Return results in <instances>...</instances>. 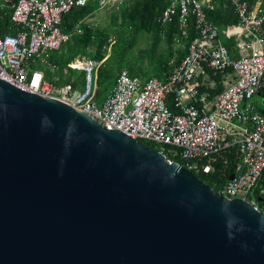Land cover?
I'll return each instance as SVG.
<instances>
[{
  "label": "water",
  "instance_id": "obj_1",
  "mask_svg": "<svg viewBox=\"0 0 264 264\" xmlns=\"http://www.w3.org/2000/svg\"><path fill=\"white\" fill-rule=\"evenodd\" d=\"M0 264H264V211L0 79Z\"/></svg>",
  "mask_w": 264,
  "mask_h": 264
},
{
  "label": "built area",
  "instance_id": "obj_2",
  "mask_svg": "<svg viewBox=\"0 0 264 264\" xmlns=\"http://www.w3.org/2000/svg\"><path fill=\"white\" fill-rule=\"evenodd\" d=\"M86 1L0 0V79L58 98L108 130L161 146L158 150L169 162L180 158L185 164L177 163L197 176L212 177L220 186L216 190L228 198L248 200L254 195L264 171V111L254 101L264 85V6L251 8L246 1L226 0L238 18L239 56H234L219 25L207 15L216 0H165L157 21L163 28L176 23L175 45L189 38L192 20L196 34L188 53L164 79L143 80L123 69L114 88L98 103V69L104 60L82 58L71 65L85 73L80 90L58 87L42 69L60 71L52 55L72 37L62 28L63 17ZM128 1L133 0H99V9L118 8ZM76 32L83 30L77 27ZM211 71L225 74L223 90L214 95L200 91ZM232 154L237 157L233 169Z\"/></svg>",
  "mask_w": 264,
  "mask_h": 264
},
{
  "label": "trees",
  "instance_id": "obj_3",
  "mask_svg": "<svg viewBox=\"0 0 264 264\" xmlns=\"http://www.w3.org/2000/svg\"><path fill=\"white\" fill-rule=\"evenodd\" d=\"M242 1L248 2L251 8H253L257 2H262L264 6V0ZM165 6V0H133L125 2L118 7V9L121 8V17L118 18L117 15H114L115 12H113L112 22L117 28L115 31L118 36V41H120V39L124 40L129 34H133L136 37L143 31L154 33L151 46L145 50L146 60L144 56H141L138 61L127 58L126 49L130 46L126 45V49L122 53L112 51V53L108 55V47L112 41V37H110L111 32L107 28L94 30L91 25L81 23L80 27L83 33L78 34L76 32V26L80 21L97 10V7H99V0H87L83 6L75 7L64 15L62 28L64 31L72 33V37L52 59L57 62L62 69L66 67L70 69V65L76 57H88L98 61L104 60L98 69L97 87L102 88L103 93L107 91V96L114 88L116 78L123 69H127L132 76H141L143 78L157 76L159 78H164L166 73L169 74L180 65L187 53V49L180 48L176 50L173 47L174 35L178 33L176 23H171L169 26L163 28L157 21ZM207 15L210 20L221 27V34L229 36L230 40H227V45H229L230 48L232 46L233 50L235 45L234 36L236 34L238 22L237 16L233 13V8L229 6L226 0H216V7L212 10H207ZM161 28L166 30L165 43L167 44V48L160 47L162 41V34H160ZM190 31V36L185 43H189L194 34H196L192 20H190ZM222 36L223 35H221V37ZM134 39L135 38L131 41ZM124 42V44H126V40H124ZM130 45H132V43ZM171 60H174L173 66L170 64ZM210 73L211 77L218 82L217 87L212 89L211 92L213 94H218L223 90V85L221 84L223 75L221 73L214 74L213 71ZM204 89V86H202L200 91L203 92ZM102 101L100 103H102ZM141 141L152 148L159 149V145L153 142L147 140ZM236 160L237 157L235 154H232L230 168H234ZM176 161L185 164L180 158H177ZM198 176L211 186H214L215 189L220 188V186H215L213 184L212 177L201 173ZM254 196L256 198L255 204L260 210L264 211V171L255 189Z\"/></svg>",
  "mask_w": 264,
  "mask_h": 264
},
{
  "label": "crops",
  "instance_id": "obj_4",
  "mask_svg": "<svg viewBox=\"0 0 264 264\" xmlns=\"http://www.w3.org/2000/svg\"><path fill=\"white\" fill-rule=\"evenodd\" d=\"M258 3H261L262 4V2H257L256 4H258ZM255 4V5H256ZM110 8H112V7H110ZM110 8H105V9H99V7H97V10L95 11V12H93V13H91V14H89V15H87L84 19H82L81 21H80V23L76 26V28L77 27H80V24L82 23V24H89V25H91L92 26V28H94V30H100V29H104V28H107L110 32H111V36L110 37H112V34H116V26H114V24H113V22H112V15H113V12H115V14L114 15H117L118 16V18L119 17H121V8H117V7H114V8H112V9H110ZM106 11V12H105ZM107 11L109 12V13H107ZM110 14L109 16H106L107 18H103V14ZM221 28V27H220ZM76 33V32H75ZM83 33V32H82ZM81 33V34H82ZM77 34V33H76ZM78 34H80V33H78ZM139 34H149V36H150V38H151V43H152V41H153V35H154V33L153 32H146V31H143V32H141V33H139ZM160 34H162V41L161 42H163V47L164 48H167V44L165 43V39H166V30H164V29H162L161 28V30H160ZM178 34V33H177ZM177 34H175L174 35V39L176 38V36H177ZM221 35H223L222 37H223V39H224V41L227 43V40H230V38H229V36H225L224 34H221ZM134 36V35H133ZM113 38V37H112ZM235 36H234V40H235ZM232 39V38H231ZM173 47L177 50V49H180V48H183V49H187V53H188V43H185V41L183 42V44L182 45H180V46H177V45H175L174 44V40H173ZM228 47H229V45H228ZM229 49H230V51L232 52V55H234V56H239V53H238V50H237V45H236V40H235V45H234V49L232 50V46H231V48L229 47ZM60 51V50H59ZM56 53L57 52H55V53H53V58H54V55H56ZM186 53V54H187ZM58 55V54H57ZM186 56V55H185ZM184 56V57H185ZM82 58H88V57H76L75 58V60L73 61V63H75L76 61H79V60H82ZM106 59V58H105ZM72 63V64H73ZM71 64V65H72ZM170 64H171V66H173L174 65V60H171L170 61ZM71 65H70V69H71ZM42 69H43V67H42ZM69 68H61L60 69V73H61V75L60 76H57V80H56V78L54 77V79H52L50 76H49V73H48V71H44L45 72V74H46V77H47V79L48 80H50V81H53L54 83L56 82V81H58V80H62L63 82H64V84L62 85V86H66V85H69L71 88H72V90H80V89H82L83 87H84V84H85V73H84V71L83 70H81V69H71L70 70ZM44 70V69H43ZM63 70V71H62ZM217 73H221V72H217ZM222 75H223V78H225V74H223V73H221ZM166 75H167V73L164 75L165 77H166ZM138 77H140L141 79H143V80H148L149 78H151V77H145V78H143V77H141V76H138ZM152 77H157V76H152ZM164 77V78H165ZM62 78V79H61ZM157 78H159V77H157ZM164 78H159V79H164ZM222 78V80H221V84L223 85V82L225 81L224 79ZM205 82H204V84H206V86L205 85H202V86H204V91L205 92H209L210 94H213L212 92H211V90L212 89H215L216 87H217V85H218V82L214 79V78H207L206 80H204ZM213 85H215V86H213ZM202 86H200V88L202 87ZM107 91L106 92H104V93H96V98H99V95L101 94V97H100V100H98L99 102H101L106 96H107ZM214 95V94H213ZM258 96H263L264 97V85H263V88H262V90H261V92L259 93V94H257ZM97 100V99H96ZM97 101V102H98ZM256 103V102H255ZM170 106H172V108L174 107V105L173 104H171L170 103ZM256 106H257V108L260 110V111H264V108H261V107H259L258 105H257V103H256ZM259 208V207H258Z\"/></svg>",
  "mask_w": 264,
  "mask_h": 264
},
{
  "label": "rangeland",
  "instance_id": "obj_5",
  "mask_svg": "<svg viewBox=\"0 0 264 264\" xmlns=\"http://www.w3.org/2000/svg\"><path fill=\"white\" fill-rule=\"evenodd\" d=\"M106 12V11H105ZM107 13H109L107 11ZM110 14H103V18H107L106 16H109ZM112 19V18H111ZM112 41L108 47V55H110L112 53V51H117V52H123L126 49V46H130L127 47V51H126V57L127 58H132L133 61H138L139 58L141 56H144L145 59V50L148 49L151 46V38L149 36V34H139L136 37L133 36V34H129V36H126L124 40H126V44H124V40L118 41V36L117 34H112ZM133 38H135L133 41H131ZM118 41V42H117ZM117 42V43H116ZM132 43V45H130ZM126 45V46H125ZM160 47H163V42L160 43ZM107 55V56H108ZM146 60V59H145ZM44 71H48L49 76L54 79V77L57 80V76H60L61 73L59 71H54L51 70L50 68H46L43 67ZM62 79V78H61ZM55 84L58 87H62V85L64 84V82L62 80H58L55 82ZM97 94L100 92L101 94L103 93L102 88L97 87ZM101 94L99 95V98H96L97 101L100 100ZM254 101L257 103V105L261 108H264V97L263 96H258L255 95L254 97ZM99 102V101H98ZM100 103V102H99ZM159 148H161V146H159ZM248 200L252 201L253 203H256V198L253 195V193H251L250 197H248Z\"/></svg>",
  "mask_w": 264,
  "mask_h": 264
},
{
  "label": "flooded vegetation",
  "instance_id": "obj_6",
  "mask_svg": "<svg viewBox=\"0 0 264 264\" xmlns=\"http://www.w3.org/2000/svg\"><path fill=\"white\" fill-rule=\"evenodd\" d=\"M261 92V91H260Z\"/></svg>",
  "mask_w": 264,
  "mask_h": 264
}]
</instances>
